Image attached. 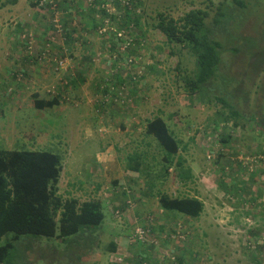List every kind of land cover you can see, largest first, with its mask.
<instances>
[{"label": "rangeland", "instance_id": "obj_1", "mask_svg": "<svg viewBox=\"0 0 264 264\" xmlns=\"http://www.w3.org/2000/svg\"><path fill=\"white\" fill-rule=\"evenodd\" d=\"M25 1L27 0H23ZM70 1L73 4L71 11L69 13L66 10L61 11L59 21L63 22L64 31L62 34H58L62 31L55 33L58 36L55 39V56L67 59L70 73L81 74L78 83L71 86L73 87L71 97L76 103H67L68 101L63 99L64 96L59 95L56 99L60 101V105L55 106L53 110L34 115L31 114L33 111H29L31 101L33 103V100L34 102L38 100L37 98H45L50 89L60 87L59 79L65 72L56 69L51 71L47 65H42L43 67L38 69L40 63L28 65V69L20 68L16 64L23 61L20 55H25L20 42L23 27L34 28V32L36 30L37 33L45 32L35 27L38 21L48 23L49 19L45 12H39L37 8L30 10V7H33L30 2L25 6L26 16L18 17V20L25 18V21L18 26L17 32L6 24L4 34L0 32V149L30 151L59 149L64 155V173L60 180V189L62 196L65 197L67 194L64 193L72 189L68 183H77V187H81L74 179L80 178L85 181L84 183L89 181V178L87 179L90 175L89 170L96 165L95 154L107 143L101 138L103 136H107L106 139L114 138L115 141L121 142L123 147H127L129 152L144 153L148 157L147 161L145 156V163H149L146 166L149 168L146 169L151 171L152 166H155L153 171L158 172L159 177H155L156 173L150 177L152 183H157L158 188L154 189L155 192L160 190L161 193L174 198L195 197L204 202L205 208L201 216L187 220L182 216L165 217V214L159 212L158 197L154 196L151 202L144 203L150 210H147L149 214L136 217L141 224H145L149 215H152L154 221L166 220L165 224L160 225L166 226L165 230L171 229L179 222L185 225L187 233L189 232L188 241L173 245L174 250L180 248L176 253L183 263L264 264V163H258L257 158L264 150V125H258L248 118L256 114L258 118L264 117V0H245L247 3L245 7L239 6L234 0H140L136 14L142 15L141 29L131 27L130 32L143 41V44L136 46L137 50H134V55L129 58L127 48H122L130 44L129 37L125 35L122 38L124 43L119 48H122L120 52L125 54L126 59L123 58L124 63L116 64L108 58L111 52L119 55L121 53L114 48L112 41H109L112 36L108 33V25L99 14L103 6L99 4L94 6L97 11L95 12L90 0ZM109 4L112 5L109 9L111 12L120 14L114 3ZM231 4L235 5L230 7ZM218 7L224 14L219 29H222L228 45L238 48L240 54L234 55L228 46L221 50L225 63L221 64L218 70L216 78L218 82L211 81L207 85L208 88L214 87V97L207 98V94L200 93L192 96L187 93L183 77L188 70L189 75L195 70V58L180 46L169 45L165 36L155 30L153 25L156 24L159 12L179 19L192 9H204L210 13L207 22L211 27ZM93 14L100 27L94 31L91 26L88 27L89 44L84 49L93 47L96 54L95 66L100 65L103 69L94 70L95 67L93 69L88 67L89 71H83V68L89 66V62L80 60L85 52L83 45L76 46L77 49L74 50L71 45L70 49L64 43L67 36L65 29L70 25L76 30L77 36L82 37L85 35L84 25L91 24ZM6 20L9 22L10 19L4 21ZM111 21L118 30L117 23ZM13 31L16 32L13 40L2 38L5 35L9 37ZM39 40L41 41V37ZM7 44L14 47V50H9ZM39 49L40 46L35 48ZM251 54L258 56L252 58ZM151 67H155L157 71H152ZM118 68L127 70L124 76L136 71L143 73L140 80L136 79L140 85L137 88L135 86L139 91L138 103L130 106L129 116L123 120L125 128L119 126L122 124L121 121L107 113L122 109L125 105L121 106L119 103L107 106L104 110L106 113L102 116L94 105L99 101L94 84L99 81L98 78H103ZM17 73H23L25 77L23 81L16 80ZM70 73H67V78H70ZM131 83L127 84L130 88L133 87ZM219 85L229 104L244 116L239 119L240 127H235L234 120L224 116L228 108L215 99V95L220 92ZM65 90L69 91L67 88ZM109 99L112 100L113 97ZM21 108L26 110L23 114ZM37 111L39 110L36 109L35 112ZM57 111L68 115L66 125L63 124L64 120H61L59 125H53L49 120L45 121ZM159 114L173 132L177 133L183 143L182 147L188 144L186 152L181 151L183 154L181 156L186 161L184 168L192 170L191 179H181L180 173L186 171L183 168L170 167L166 174L163 165H157L162 161L163 154L153 137L147 136L145 128L146 121ZM35 115L39 118L35 119L33 117ZM36 120L44 122L36 124L40 126V130H35ZM129 123L137 127L133 129L138 132L137 134L127 133ZM135 123L138 126H134ZM85 125L93 130L90 134ZM94 138L101 140L103 145L92 142ZM28 141L32 142V145H29ZM127 143H131L130 146ZM234 176L236 184L243 186L239 187L242 196L250 203L230 199V194L226 192V184L233 180ZM82 187L86 191V187ZM141 189L137 188L136 192H141ZM255 197L256 205L251 208L250 206H253L251 199ZM134 201L135 204L130 207L132 211L135 207H141V203ZM104 213L105 220L98 228V239L95 241L91 240L93 230L89 228H84L78 235L65 240L57 236L54 238L21 236L19 242L15 243L16 250L13 251V255L16 257L25 255L27 264H111L106 249L111 243L110 240L120 233L119 229L123 228L124 224L114 219L111 225L108 212ZM126 225L128 227L123 235L130 231L129 223ZM14 236V233L6 234L0 239V246L12 241ZM11 263L23 264L10 260Z\"/></svg>", "mask_w": 264, "mask_h": 264}, {"label": "trees", "instance_id": "obj_2", "mask_svg": "<svg viewBox=\"0 0 264 264\" xmlns=\"http://www.w3.org/2000/svg\"><path fill=\"white\" fill-rule=\"evenodd\" d=\"M40 1L41 0H36L34 3L35 8L39 6ZM18 2L19 0H0V8L14 6ZM234 2H237L239 6L242 5V7L247 5L245 0H234ZM106 3L107 1L104 0H94L93 4L96 5L91 4V6L93 11L97 12L94 9V6H97V4L103 6ZM111 3L116 5L117 12L120 14H115L108 8L106 9L104 7H102V10H98H101L99 11V14L103 17V19L109 17L117 23L116 25L119 28L117 32L108 29V33L112 36L109 41H112L114 48H117L121 55L111 52V56L108 60H111L113 64H116L117 62L124 63L123 58L126 59V57L124 53L120 52L121 49L119 48L124 43V39L118 36V31H120V33L124 36L127 35L129 37L130 44L127 47L126 53L127 57L130 58L134 55V50H137L135 47L141 45L143 42L130 32L131 27L141 29L140 20L142 15L136 14V11L138 12L140 0H112ZM234 5L231 4L230 7ZM50 6L51 8L57 7L60 12L62 10H66L69 13L73 4L70 0H64L63 2H59L57 6ZM218 8L219 9L213 19L211 27H209L207 22L210 13L204 9H192L179 19H175L163 12H159L157 14L156 24L153 25L155 30L165 36L169 45L180 46V48L185 51H189V54H192L195 58V70L191 75L188 74V70L187 74L183 77L187 93L192 96L200 93L201 95L207 94V98L214 97V87L208 88L207 85L211 81L218 82L216 80L218 70L221 67V64L225 63L221 50L228 46L231 47L230 49L234 55L237 56L240 54L238 48L228 45L227 38L223 36L221 31L222 29H219L221 27L224 14L222 9L220 7ZM44 10L42 11L44 12ZM45 11V15L49 19L48 23L46 22L43 25L44 27L39 26V28L45 30L46 33H50V38L51 35H54L55 31V27L52 24L55 13L53 9ZM90 26L93 31L94 29H98L100 27L94 14L91 17V24L87 23L84 27L83 31L85 32V35H82V37L79 35L78 38L76 30L74 28H70L69 25L68 28L65 29L67 36L65 37L64 43L68 45L70 49L72 45V50L76 49V46L78 45H83L84 49V47L89 44L87 43V34L89 32L88 27L90 28ZM25 29L31 28L24 26L23 30ZM17 30L18 27L16 26L15 31L17 32ZM239 40L240 38L238 41ZM89 48L84 49L85 52L82 55V57H84L83 61L89 62V66L83 68V71H89L90 69H93V67H95L94 70H99L100 68L103 69L100 65L98 67L95 66L96 54ZM250 56L255 58L258 55L251 54ZM102 61L104 62V60ZM105 63H107V61ZM229 63L231 64L232 60ZM151 69L152 71H157L155 67H151ZM125 72H127V70L118 68L115 72L112 71L105 77L98 78L99 81L96 84H94L95 81L93 82L97 98H99V101L94 103V105L97 111L100 112L101 116L105 115L106 112L104 110L107 106L119 105V103L122 104L121 106L125 105L122 109L120 108L107 111L109 116L112 115L116 117L118 121H121L122 124L119 126L122 128L126 127V125H122L123 120L131 111L130 106L132 105L133 107L134 103H138L139 97L137 94L139 91L135 89V86L136 88L140 86L139 80L142 78L143 74L136 71L133 74H127L124 76ZM67 73H70V71L64 72V75L67 76ZM79 73L80 72L70 73V76L74 77H72L70 82H68V86L71 87L73 84V86H75L78 83V78H80L81 75ZM131 81L133 82L131 83ZM128 83H131V86L133 87H128ZM218 90L220 92L215 95V99H218L224 107L228 108V112L224 114V116L234 120L235 127H240L241 122L239 119L244 116L238 109L229 104L226 96H223L222 94L220 85L218 86ZM109 97H113V99L110 100ZM202 99L205 100L203 96ZM66 102L72 104L76 103L75 99L72 97L66 99ZM59 105L60 101L56 98L50 101L37 100L35 102V108L39 111L46 109L53 110L55 106ZM64 114L65 113L62 111H57L56 114H53L52 117L45 119V121L49 120L53 125H59L61 120H64L65 122L62 123L66 125L68 115L65 116ZM36 117L37 116L35 115V119H38ZM248 118L250 121H254L258 125H264V117L258 118L256 114V116H249ZM41 123L43 124L44 122ZM146 123L145 130L147 136L150 138L153 137L152 139L156 141L163 154L162 161L158 162L157 165H163V171L166 174H168L169 168L173 166L185 169L184 165L186 164V161L181 156L183 155L181 151L184 150V152H186L188 144H184L182 147L183 143L179 136L177 133L173 132L170 125L161 117L160 114L148 119ZM34 124L35 130H40V126L37 127L36 122ZM134 126H138V124L135 123ZM92 142H96L98 145H103L101 140L99 141L95 138ZM27 143L32 145V142L30 141ZM117 143L118 142L112 138L111 142L109 141L106 145L101 147L102 150H100V152L105 150L107 146L115 144L116 146H114L117 149V153L120 154L121 158L126 162V164L122 167L123 170L136 169L140 172V177L143 178L142 180L145 184V186L141 187V190L145 191L148 198L153 199L158 197L159 206L165 212L173 215L181 214L180 216L186 218L187 220L197 219L201 216L205 208L202 200L195 197L174 198L168 194L161 193L160 190L155 192L154 189L158 188L157 183H152V181H150V177L155 173V177H159V174H157L158 172L154 173L153 171L155 166H152L151 171L146 169L149 168L146 167L149 163H145L146 159L148 161V157L144 155V153H142V155L140 153H135V151L129 152L127 147L118 148L119 144ZM57 150L58 151H30L0 149V239L8 233L15 234L12 241L6 243L4 246H0V264H10V260H12V262L18 261L20 263L27 264L25 255L21 254L17 257L13 255V251L16 250L15 243L19 242L21 236L32 235L48 238H54L57 236L61 240H65L69 237L78 235L82 229L89 228L93 230L91 240L95 241L98 239V228L105 220L104 212H107L105 209V202H103L100 198L80 201L79 199L72 197V193L66 198H64L62 194H59V183L64 168V155L59 152V149ZM130 155H137V157L133 159ZM257 158L258 163H264V150L261 151V154H259ZM185 170L186 171L180 173L181 179H191L193 177L191 168ZM88 178L89 176L87 179ZM232 179L233 180L229 182L227 181L228 183L226 184V192L230 194V199H239L243 203H250V201L244 199L241 190L239 189V187H243L242 184H236L235 176L232 177ZM149 181L152 184H150ZM77 182L80 184L85 181L78 178ZM73 185L75 188L77 187V183H74ZM119 189L125 196V206L127 205L129 207V198L133 199L136 196V191L126 183H123L122 186L120 185ZM241 189L244 190V188ZM107 190L111 192L115 189L110 185ZM256 198L257 197L251 199V205H253L250 206L251 208L256 205ZM134 200L135 198L133 201ZM110 209H112V214L108 213V216L110 218L111 225L113 223L112 220L114 219L118 220L120 224H122L125 220V214H122L119 219L118 216H116V211L126 213L125 207H120V209L118 207H114L113 209V205H111ZM137 225L145 224H141L138 219ZM58 227L59 233L57 234ZM165 231L167 230L164 228L161 233ZM93 245L94 243L91 247ZM117 248L118 245L115 242H111L107 246L106 250L107 253H115ZM138 258H140V256H138Z\"/></svg>", "mask_w": 264, "mask_h": 264}, {"label": "crops", "instance_id": "obj_3", "mask_svg": "<svg viewBox=\"0 0 264 264\" xmlns=\"http://www.w3.org/2000/svg\"><path fill=\"white\" fill-rule=\"evenodd\" d=\"M30 2L34 6V3L36 2V0H34V1L27 0L25 2H23V0L22 1L19 0V2L14 6H8L5 8H0V32L1 33L4 34V29H5L4 25L5 24H6V26L11 27L12 30H15L16 26L18 27L22 22L25 21V18L24 19L19 18V20H18V17L26 16L27 10L25 9V6H26V4H30ZM34 8H35V6L30 7V10H32ZM7 18L10 19L9 22H8V20L4 21ZM15 18H17V19L14 21ZM44 24H45L44 21H38L35 27L36 28L37 27L39 28V26L44 27L43 26ZM84 26H86V25H84ZM70 28H72V27L70 26ZM35 33L37 35L38 46H40V48H42V46H44L46 44L50 33H46V31L40 32V33L35 32ZM15 34H16V32L13 31V33L9 34V37L5 35L2 38L6 37L7 40L9 38H11L13 40V37ZM40 37H41V41L39 40ZM41 43H42V45H41ZM7 47L11 51L14 50V47H12L8 44H7ZM89 49L93 50V47H90ZM55 52H56V49H55ZM82 52H84V51L82 50ZM0 53H1V50H0ZM20 57L23 59V61L16 62V64H18V66L20 68L25 67L26 69H28V65L37 64V63H29L26 58H23V54H21ZM75 58H76V56H75ZM83 58L84 57H80V60L83 61L84 60ZM39 67H43V66L42 65L40 66L38 64L37 68L39 69ZM46 67H48L49 69H52L49 66H46ZM34 70H36V69H34ZM37 99L39 101H49V99H46L44 97L43 98H37ZM22 101L24 102V100H21V102ZM25 103H27V101H25ZM35 110H36L35 102L33 100V103H32V101L29 103V111H33V113H31V114H33V115L36 113L41 114L42 112H45L46 110H49V109L41 110V111H37V112H35ZM25 111L26 110L24 108H21V114H23ZM127 116H129V114ZM33 117L35 118V116H33ZM36 118H39V116H37ZM35 122L38 124V123H41L42 121L36 120ZM123 124H124V122H123ZM122 126H124V125H122ZM130 127H133L132 123H129V125L127 126V128H128L127 131L129 133H131V134H137L138 133V132H136V130H133L134 128H137V127H133L132 129H129ZM85 128L88 129L89 134L93 131V130L89 129L90 127L87 125H85ZM106 138H107V136H103L101 138V140L111 142V139L107 140ZM87 139H90V138H87ZM129 141H127V142H129ZM124 143L126 144V140ZM117 144H119L118 148H124L123 147L124 145H122L121 142L120 143L118 142ZM130 144L131 143H127L128 146H130ZM114 145L115 144H111L110 146H107L105 150L95 154L94 159H95L96 165L89 170L90 171L89 181L86 183H83V182L80 183L79 185L81 187H76V188L74 187L73 183H68V186H71L72 189L68 190L67 192L64 193V194H67L64 198L69 197V195L71 193H72L71 194L72 197H75V198L79 199L80 201H86V200H89L92 198H95V199L100 198L103 202H105L106 208L105 207L104 208L110 214H112V209H110L111 205H113V209H114V207H118L119 209H120V207H125V210L127 212L125 213V221L123 222L124 226H122L123 228L119 229L120 233L117 236H114L113 239L110 241L115 242L118 245L116 252H122L128 256L133 257L136 260H140L142 258H138V256H141V255L142 256H149V254L145 253V250L141 246L136 247V246L129 245L128 236L132 232L133 227L135 226L134 225V219L141 214L145 215L146 213H148L147 212L148 208L145 207L144 203L145 202H151L153 199L148 198L145 194V191L141 190V192H139V193L136 192L138 194L134 197L137 202L141 203V207H135L132 211L130 207H128L127 205L125 206V196L122 194L123 192L121 193V191L119 189L120 185H122L123 183H126V184L130 185L136 191L137 188L141 189V187L145 186V184L142 180L143 178L140 177V172H138V170H136V169L123 170L122 167L124 164H126V162L124 159L121 158L120 154L117 153V149L115 148ZM130 156L133 159H135L137 157V155H130ZM144 166H145V164H144ZM63 173L64 172H62V174H61V178L63 176ZM74 180L77 181L78 178H76ZM110 185L113 186V188L115 189L114 191L109 192V190H107V188L110 187ZM82 186L86 187V191ZM78 192H80V195L77 196ZM59 194H62L61 189H60V183H59ZM157 200H158V198H157ZM157 205H158L159 212L161 214H165V217L170 216V217L174 218L176 216H180V215H173V214L167 213L164 210L160 209L159 202ZM130 210L132 211L131 213H129ZM148 211H150V210H148ZM165 221L164 220H161L160 222L154 221L155 225H157L156 232H162L164 230V228H166V226H160L163 223L165 224ZM126 222L129 223V225H130V228H129L130 231H128L127 234L123 235V233L126 231V227H128L126 225L127 224ZM121 223H122V221H121ZM172 227H171V229H172ZM179 250H180V248H176L175 251L178 252ZM108 254H109L108 258L110 261V255L113 254V252L112 253L109 252Z\"/></svg>", "mask_w": 264, "mask_h": 264}, {"label": "built area", "instance_id": "obj_4", "mask_svg": "<svg viewBox=\"0 0 264 264\" xmlns=\"http://www.w3.org/2000/svg\"><path fill=\"white\" fill-rule=\"evenodd\" d=\"M64 0H41L39 3V6L37 7L38 11L53 9L54 11V19L52 21L53 26L55 27L54 35H51L49 38L50 43H48L45 47V50H43L42 54L39 56L40 62H44L46 64H49L53 69H56L58 71H65L68 72L69 68L67 65V59L64 57H56L54 53L55 49V39L58 37L55 35L56 31L61 32L58 34L63 33V22L61 23L60 15L61 12L56 8H51L50 5L57 6L59 2H63ZM91 4L94 0H90ZM112 0H109L106 4L103 5L104 8H111ZM44 12L46 13V11ZM112 19L111 18H104L103 22L108 25V29H111L113 31L117 32V29L112 25ZM61 25V28H60ZM107 29H105L106 32ZM118 36L120 38H123L124 35L118 31ZM21 40L23 41L27 51L30 55L33 53L36 37L32 31H24L21 35ZM129 45V44H128ZM127 45V46H128ZM127 46L122 48H127ZM121 48V49H122ZM23 75L18 76V80H21ZM74 76H70V78H67V76L63 75L59 79V83L61 85L60 88H52L48 91V93L54 98L59 95H63V99H68V91L65 90L71 89L68 82H70L71 78ZM132 194V192H131ZM134 201L132 198H129L128 205L131 207L134 205ZM122 214L121 211H116V216L120 219V216ZM148 220L145 221V225H137L136 220H134V224H136L133 227L132 232L128 236V243L131 246H141L145 250V253H148L149 256H140V260H136L131 256H128L122 252H116L110 255V261L113 264H185L181 262L179 255L176 253V251L173 248V245H177V243H186L188 241V234L186 231L185 225H183L181 222L177 223L172 227V229H168L167 231L161 233L156 232V227L154 223V218L152 216H147Z\"/></svg>", "mask_w": 264, "mask_h": 264}, {"label": "clouds", "instance_id": "obj_5", "mask_svg": "<svg viewBox=\"0 0 264 264\" xmlns=\"http://www.w3.org/2000/svg\"><path fill=\"white\" fill-rule=\"evenodd\" d=\"M26 30H28V31H32L33 33H34V35H35V37H36V41H35V45H34V49H33V53H32V55H30L29 54V52L27 51V49H26V47H25V45H24V43H23V41L20 39V42H21V47L23 48V51H24V53H25V55H23V58H26L27 60H28V62L29 63H40L41 65H47V66H49V67H51L49 64H46V63H44V62H40V60H39V56L42 54V52H43V50H45V47H46V45L48 44V43H50V40H49V38L47 39V42H46V44L44 45V46H42V48L41 49H39V50H35V48L36 47H38V41H37V35H36V30H35V32H34V28H31V29H25V30H23L22 32L24 33V31H26ZM20 35H22V33L20 34ZM55 49H56V47H55ZM55 49H54V53H56L55 52ZM30 60V61H29ZM32 61V62H31ZM52 68V67H51ZM53 69V68H52ZM51 69V71H54V69L52 70ZM19 75H23V73H21V74H16V80L17 81H23L24 80V75H23V77L21 78V80H18V76ZM59 85H60V83H59ZM60 87H61V85H60ZM59 87V88H60ZM73 90V88H71L69 91H68V93L70 94V97H71V91ZM10 92H11V90H9ZM47 97H45L46 99H49V101L50 100H52V99H55V98H57V96L56 97H52L48 92H47ZM134 203H135V201H134ZM135 219H137V218H135ZM134 219V220H135ZM186 227V226H185ZM186 231H187V229H186ZM111 262V261H110ZM113 264V263H112Z\"/></svg>", "mask_w": 264, "mask_h": 264}]
</instances>
